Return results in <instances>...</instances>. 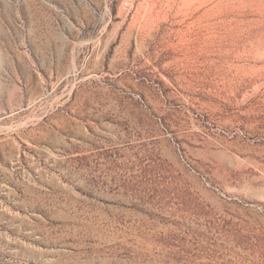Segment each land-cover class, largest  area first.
I'll use <instances>...</instances> for the list:
<instances>
[{"label":"rangeland","instance_id":"obj_1","mask_svg":"<svg viewBox=\"0 0 264 264\" xmlns=\"http://www.w3.org/2000/svg\"><path fill=\"white\" fill-rule=\"evenodd\" d=\"M0 264H264V0H0Z\"/></svg>","mask_w":264,"mask_h":264}]
</instances>
